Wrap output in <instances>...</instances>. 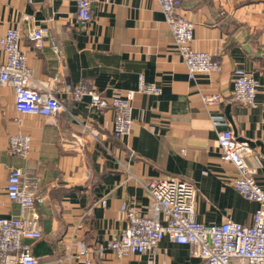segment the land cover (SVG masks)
Segmentation results:
<instances>
[{
  "label": "crops",
  "instance_id": "1",
  "mask_svg": "<svg viewBox=\"0 0 264 264\" xmlns=\"http://www.w3.org/2000/svg\"><path fill=\"white\" fill-rule=\"evenodd\" d=\"M89 1L91 21L80 28L71 0H0V36L18 30L32 79L50 83L63 106L54 124L20 115L13 90L0 85V217L19 213L5 192L8 170L19 167L37 178L39 264H202L167 237L153 252L121 259L108 243L128 225L122 206L152 216L145 184L163 176L196 189V222L251 223L257 205L232 187L236 170L221 160L217 137L230 130L248 146L244 163L264 191V0H179V13L194 24L191 48L217 53L221 64L219 73L193 79L156 0ZM34 29L47 35L40 49L29 38ZM236 69L259 85L251 106L231 99ZM140 78L159 93L134 95L130 134L121 140L112 109L70 95L86 83L109 100L135 91ZM212 96L219 100L204 102ZM15 134L31 140L25 159L9 153Z\"/></svg>",
  "mask_w": 264,
  "mask_h": 264
},
{
  "label": "built area",
  "instance_id": "2",
  "mask_svg": "<svg viewBox=\"0 0 264 264\" xmlns=\"http://www.w3.org/2000/svg\"><path fill=\"white\" fill-rule=\"evenodd\" d=\"M26 1L30 3L33 0ZM71 1L75 6L77 24L84 28L91 21L90 1ZM156 1L188 78L193 79L197 74L219 73L221 64L217 53L208 54L191 48L194 24L179 13V0ZM46 37L42 29H34L29 36L36 49L42 47ZM0 49L4 54V62L0 64V85L13 90L16 113L42 116L54 124L63 106L50 83L32 79L20 48L18 30L8 29L0 36ZM233 74L231 99L242 105H253L258 83L240 69L234 70ZM136 93L158 94L159 89L140 78L135 91L124 92L109 100L99 96L86 83L70 90L74 101L87 97L90 107L97 111L112 109L115 113L113 135L120 140L130 134L131 102ZM217 100L219 96L204 98L206 103ZM217 144L221 160L231 163L236 170L232 187L246 201L257 205L251 223L245 226L229 219L220 224L196 222V189L180 179L163 176L145 184L152 198V216H138L132 209L121 207L128 225L108 243L117 259L153 252L167 237L175 244L187 246L190 256L199 258L202 264H264V191L255 183L254 171L244 163V156L251 150L246 144L239 143L230 130L218 134ZM30 148L31 140L26 135L15 134L8 138V150L13 157L25 159ZM36 189L34 174L19 167L8 170L5 192L8 199L18 206L19 213L9 218L0 217V264H39L32 254V242L43 237L36 207ZM79 254L84 256L86 251ZM56 263L63 264V260L58 259ZM90 263L88 259L85 261V264Z\"/></svg>",
  "mask_w": 264,
  "mask_h": 264
}]
</instances>
